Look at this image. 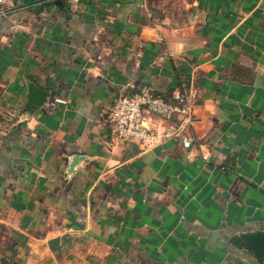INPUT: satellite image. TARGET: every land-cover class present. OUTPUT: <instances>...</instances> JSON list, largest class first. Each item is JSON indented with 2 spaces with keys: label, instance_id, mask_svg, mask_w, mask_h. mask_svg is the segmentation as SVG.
Returning a JSON list of instances; mask_svg holds the SVG:
<instances>
[{
  "label": "crops",
  "instance_id": "1",
  "mask_svg": "<svg viewBox=\"0 0 264 264\" xmlns=\"http://www.w3.org/2000/svg\"><path fill=\"white\" fill-rule=\"evenodd\" d=\"M56 1L0 16V264H259L264 0ZM191 81L189 148L112 138L117 98Z\"/></svg>",
  "mask_w": 264,
  "mask_h": 264
},
{
  "label": "built area",
  "instance_id": "2",
  "mask_svg": "<svg viewBox=\"0 0 264 264\" xmlns=\"http://www.w3.org/2000/svg\"><path fill=\"white\" fill-rule=\"evenodd\" d=\"M9 2L0 0V16L8 12ZM197 98L192 81L189 88H176L168 97L157 94L152 87L124 94L114 101L108 113L112 138L122 144H136L142 151L175 139H181L183 146L189 148L192 138L188 132L198 121ZM174 119H177L176 126L162 127V123L172 124Z\"/></svg>",
  "mask_w": 264,
  "mask_h": 264
},
{
  "label": "water",
  "instance_id": "3",
  "mask_svg": "<svg viewBox=\"0 0 264 264\" xmlns=\"http://www.w3.org/2000/svg\"><path fill=\"white\" fill-rule=\"evenodd\" d=\"M63 0H57L55 4L60 5ZM46 93L34 85H29V92H28V105L27 107L32 106L34 110L42 107L43 102L46 101L45 99ZM85 159L84 156L75 155L71 158L68 174H73L79 164ZM243 244L242 247L246 251H251L254 254L255 260L261 264L264 260V230L246 234L243 236Z\"/></svg>",
  "mask_w": 264,
  "mask_h": 264
}]
</instances>
